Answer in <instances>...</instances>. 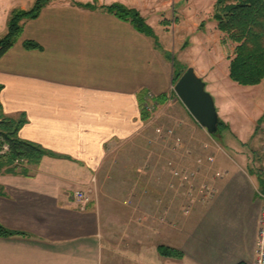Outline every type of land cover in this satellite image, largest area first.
<instances>
[{"label":"crops","instance_id":"crops-1","mask_svg":"<svg viewBox=\"0 0 264 264\" xmlns=\"http://www.w3.org/2000/svg\"><path fill=\"white\" fill-rule=\"evenodd\" d=\"M115 2L143 14L129 0H55L23 21L0 57L2 112L24 114L19 137L50 153L25 173L0 172V224L22 233L0 236V264H251L263 201L250 175L219 163L225 175L213 199L179 220L170 170L155 150L143 160L142 143L154 137L160 115L141 119L143 92L163 98L161 111L176 105L178 115L168 117L178 132L204 133L175 97L168 52L102 7ZM25 40L40 48L26 49ZM144 171H152L150 181ZM162 186L164 206L157 202ZM76 190L90 200L76 199ZM159 245L182 258L161 256Z\"/></svg>","mask_w":264,"mask_h":264},{"label":"rangeland","instance_id":"rangeland-1","mask_svg":"<svg viewBox=\"0 0 264 264\" xmlns=\"http://www.w3.org/2000/svg\"><path fill=\"white\" fill-rule=\"evenodd\" d=\"M35 1L0 0V35L5 28V17L8 19L12 9L27 10ZM53 1L55 0H49V2ZM92 1L96 2V0ZM129 2L139 7L143 13L141 15L152 27L157 37V44L152 37L150 38L156 48L168 52L174 74L175 71H182L184 67H192L205 83V90L214 101L219 119L226 124V127L220 126L214 135L208 134L206 129L200 127L204 136L191 134L192 137H190V131L182 133L181 131L184 130L182 129L180 133L177 131L178 127L169 121L168 115L177 114L176 105L170 104L168 109L161 111L162 103L160 105L156 103L149 111L148 119L157 113L160 115L159 120L156 119L152 124L151 132L153 131L154 137L151 136L149 140L142 143L144 147L146 146V154H142L143 160H147V153L152 154V150H155L157 160L159 159L166 166L168 161L173 162L174 166H167L170 172L175 167L181 172L187 169L195 175L191 179L192 187L189 191L188 185H184L171 173L170 182L175 181L178 219L181 220L197 206L207 205L213 199L216 182L225 175L222 170L216 168L219 163L226 162V166L237 165L255 181L258 192L264 193L262 186L259 185L260 180L264 181V80L257 85L244 86L233 82L228 77L229 58L232 56L234 44L216 28L211 18L214 0H129ZM102 7L105 9V5ZM175 97L178 99L176 95ZM158 128L162 131L172 129L173 135H166L168 137L160 139L156 133ZM196 150H199L197 154L194 153ZM151 167H153L152 164ZM146 172L149 173L150 181L152 171H144ZM130 173H136V170L134 172L117 171L115 177L125 179ZM201 182L209 185L213 190V196L206 202L198 201L197 188L202 184ZM147 187L149 191L150 188ZM159 192L157 202L164 206L168 187L162 186ZM144 193L149 194L147 190ZM124 202L132 204L127 199ZM135 203L136 201L133 206L137 209ZM188 206L189 213H184ZM149 251L152 254V247ZM121 260L115 258L114 262L120 264ZM146 260L151 263L150 258ZM161 261L155 264H177L175 260Z\"/></svg>","mask_w":264,"mask_h":264},{"label":"trees","instance_id":"trees-1","mask_svg":"<svg viewBox=\"0 0 264 264\" xmlns=\"http://www.w3.org/2000/svg\"><path fill=\"white\" fill-rule=\"evenodd\" d=\"M48 2L49 0H36L27 10L14 8L10 11L6 21V32L0 36V57L12 47L22 33L23 21L36 18L41 8ZM79 5L91 7L90 4ZM105 9L118 18L128 21L137 31L152 37L154 42H157L152 27L136 8L115 2L105 6ZM211 18L216 28L234 44L232 56L229 58L228 77L239 85L260 84L264 80V0H214ZM23 45L26 49L40 48L39 44L30 40H25ZM186 68L184 67L180 72L175 71L174 84ZM145 95L146 92H143L139 96L142 120L150 117V113L145 109ZM162 102L163 98L156 97V103ZM25 121L24 114L17 117L4 115L0 104V172L25 173L27 164H36L43 156L50 155L49 151L40 145L19 137L18 132ZM220 126L226 127V124L218 119V129ZM4 146H7L6 150H3ZM261 186L264 191V185ZM15 234L22 233L9 230L0 224L1 237ZM157 250L165 257L178 259L183 256L180 250L164 245H159Z\"/></svg>","mask_w":264,"mask_h":264},{"label":"water","instance_id":"water-1","mask_svg":"<svg viewBox=\"0 0 264 264\" xmlns=\"http://www.w3.org/2000/svg\"><path fill=\"white\" fill-rule=\"evenodd\" d=\"M174 93L195 121L210 135L218 129V113L211 95L205 90V83L192 67L179 76L173 86Z\"/></svg>","mask_w":264,"mask_h":264},{"label":"built area","instance_id":"built-area-1","mask_svg":"<svg viewBox=\"0 0 264 264\" xmlns=\"http://www.w3.org/2000/svg\"><path fill=\"white\" fill-rule=\"evenodd\" d=\"M144 101H145V109L148 112L151 109H153V107L156 104L155 96L151 92L146 93ZM156 133L158 135V138L160 139L164 137H168L169 135H173L172 129H167L166 131L165 130L162 131L161 129L158 128L156 129ZM176 139L178 140L179 138L177 137ZM6 149H7V146H4L3 150H6ZM167 166L168 167L174 166L173 162L168 161ZM173 168L171 170L172 176L173 177L177 176L182 181V183H184V185L187 184L189 187L188 189L190 191L192 187L191 179H193V177L195 176L193 175L194 172H191L187 169H184L183 172H181L177 170L175 167ZM201 183L202 184H200L197 188V195L199 197L198 201L206 202L210 199V197L213 196V190L209 185H204L203 182ZM186 196L188 197L187 193H186ZM260 196L262 198L263 205H262L261 214H260V227H259L258 238H257L256 257L252 261L251 264H264V193H260ZM74 197L84 203H87L90 200L88 194L81 190L74 191ZM184 213H189V206L187 208V211H185Z\"/></svg>","mask_w":264,"mask_h":264}]
</instances>
